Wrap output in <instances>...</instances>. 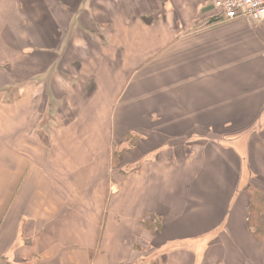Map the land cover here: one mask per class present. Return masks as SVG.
<instances>
[{"label":"crops","instance_id":"1","mask_svg":"<svg viewBox=\"0 0 264 264\" xmlns=\"http://www.w3.org/2000/svg\"><path fill=\"white\" fill-rule=\"evenodd\" d=\"M213 2L0 0V264L264 263V21Z\"/></svg>","mask_w":264,"mask_h":264},{"label":"built area","instance_id":"2","mask_svg":"<svg viewBox=\"0 0 264 264\" xmlns=\"http://www.w3.org/2000/svg\"><path fill=\"white\" fill-rule=\"evenodd\" d=\"M211 13L217 21L244 19L249 23L264 21V0H214Z\"/></svg>","mask_w":264,"mask_h":264},{"label":"trees","instance_id":"3","mask_svg":"<svg viewBox=\"0 0 264 264\" xmlns=\"http://www.w3.org/2000/svg\"><path fill=\"white\" fill-rule=\"evenodd\" d=\"M133 140L134 139L128 137L125 142L127 145H131ZM117 153L118 152H116V154ZM247 191H249L248 194H250V205L248 208L249 229L252 231L256 240L261 242L264 247V189L253 187ZM142 221L144 228L149 230L155 229L154 232L162 225V220H160L159 217H155L154 219L151 217H145Z\"/></svg>","mask_w":264,"mask_h":264},{"label":"rangeland","instance_id":"4","mask_svg":"<svg viewBox=\"0 0 264 264\" xmlns=\"http://www.w3.org/2000/svg\"><path fill=\"white\" fill-rule=\"evenodd\" d=\"M114 148H115V147H114ZM114 151H115V153H114V154H116V152H117L116 148L114 149Z\"/></svg>","mask_w":264,"mask_h":264},{"label":"bare ground","instance_id":"5","mask_svg":"<svg viewBox=\"0 0 264 264\" xmlns=\"http://www.w3.org/2000/svg\"><path fill=\"white\" fill-rule=\"evenodd\" d=\"M91 47H92V45H91Z\"/></svg>","mask_w":264,"mask_h":264}]
</instances>
